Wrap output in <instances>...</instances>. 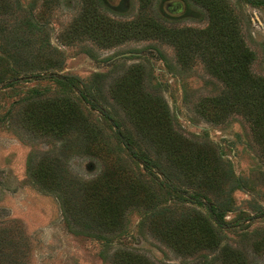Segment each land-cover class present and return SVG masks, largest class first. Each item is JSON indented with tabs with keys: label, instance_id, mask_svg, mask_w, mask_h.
<instances>
[{
	"label": "rangeland",
	"instance_id": "374dc122",
	"mask_svg": "<svg viewBox=\"0 0 264 264\" xmlns=\"http://www.w3.org/2000/svg\"><path fill=\"white\" fill-rule=\"evenodd\" d=\"M7 1L11 9L0 17V33L8 42L0 39V57L8 55L11 60L0 62V73L8 68L23 67V71L0 82V264H219L214 258L223 247L230 254L239 251L246 264H264V150L244 117L230 115L213 122L197 113L199 101L221 97L226 86L205 59L195 56L199 45L198 52L208 51L216 58L217 68L226 69L231 55L243 58L247 49L250 69L264 76V0H149L144 7L140 0H104V7L95 3V8L119 21L121 29L132 23L136 31L112 47L88 35L74 44L63 37L85 0ZM30 11L35 27L23 39ZM155 19L166 27L168 35L149 38L147 32ZM18 38L27 43L16 42ZM43 52L52 54L54 61L62 54V66L41 70L51 61L44 58L17 66L21 57ZM239 64L236 67L241 68ZM133 66L143 72L136 83L162 96L176 129L198 143L213 144L231 167L237 184L242 185L224 198L229 210L224 213V225L218 227L222 243L216 252L202 249L180 254L169 249L149 217L135 207L126 210L121 229L107 238L87 232L79 213L87 203L82 185L101 174L103 162L83 145L86 141L79 139L78 127L84 125L85 116L91 117L89 125L101 122L107 141L112 138L108 137L112 127L115 131L121 128L106 125L101 113L84 98L95 99L108 109L105 101L112 104V83ZM26 69L29 72H24ZM100 75L107 77L98 78ZM63 81H73L74 91ZM61 99L78 104L84 112L72 128H61L57 134L41 130L44 122L35 130L27 126L24 113L31 110V104ZM36 104L33 110L43 115ZM44 120L46 127L50 126ZM47 157L57 167L58 188L33 175ZM154 173L158 180L171 183L157 168ZM186 191L188 196L193 193L189 188ZM209 198L216 202L215 194L210 193ZM169 201L168 215L179 207L194 206L189 202L181 205L176 198ZM208 202L204 200L205 205L198 208L217 225L220 222L206 208ZM65 205L72 208V222L66 218Z\"/></svg>",
	"mask_w": 264,
	"mask_h": 264
},
{
	"label": "trees",
	"instance_id": "16d2710c",
	"mask_svg": "<svg viewBox=\"0 0 264 264\" xmlns=\"http://www.w3.org/2000/svg\"><path fill=\"white\" fill-rule=\"evenodd\" d=\"M147 1L149 0H140L143 7ZM104 2V0L83 1L79 14L63 32L67 43H77L88 35L99 43L112 47L123 43L128 39L127 36L136 32L132 23L129 24V28L121 29L119 21L95 8V3L104 7ZM91 6L94 10L90 9ZM10 9L7 0H0V17ZM28 14L30 18L27 21L23 19L28 28L22 32L25 33L23 39L30 36L31 29L35 27L33 22L35 16L31 11ZM157 21L151 22L153 27L147 32L149 38L168 35L166 27ZM1 27L0 25V29ZM231 29V32H235L234 27ZM0 39L2 42H8L1 33ZM23 39L18 38L16 42L25 45L27 42ZM13 41L15 42L14 39ZM200 48L199 45L195 48V56L205 59L204 62L209 69L211 68L214 74L224 81L226 87L221 97H208L199 101L196 105L197 113L213 122H220L230 115L244 117L250 123L256 141L264 150V76L256 75L250 69L251 53L246 49L244 57L237 55L236 60L231 55L229 67L220 69L217 68L216 58L205 49L198 52ZM61 55H56L54 61L51 59L52 54L43 52L36 57L23 56L16 63L17 66L19 64L26 66L32 65L38 58L51 59L41 70H52L62 66ZM11 57L14 59V54ZM244 58H247V65L243 61ZM6 59L11 60L8 55H3V58L0 57V62L5 63ZM239 63L242 65L241 68L236 67V64L240 65ZM20 68L1 71L0 82L22 74L23 67ZM24 72L29 70L26 69ZM142 73L139 66H133L112 83L109 89L112 104L109 103V99L105 101L109 105L108 109L100 107L95 99L84 98L88 103L90 102L92 109L101 113L106 125H110V128L112 125L118 126L121 129L115 131L112 127V136H108L112 138L107 141L105 130H101L103 128L101 122L89 125L91 117L85 116L84 125L78 127L79 139L83 138L86 141L83 145L89 147L87 150L103 162L101 174L82 185V190L87 194V203H84L86 205L84 212L83 207L79 210L82 214L81 218L85 219V227L90 235L107 238L109 234L121 229L128 208H139L145 218L149 217L155 232L160 237L164 236L165 239L161 241L169 249L180 254H194L202 249L216 252L222 243L218 227L224 225V213L229 210L225 206L224 198L229 192L242 188V185L237 184L231 167L213 144L198 143L176 129L173 116L162 96L136 83L135 79L140 80L143 77ZM35 76L41 77L39 73ZM101 77L107 75L98 76ZM72 82L63 81V84L70 91H74ZM32 94L35 95L36 91ZM35 104H31V110L25 111L24 121L32 130L38 129V126L44 122L45 128L41 130L45 133L53 131L58 134L61 128L70 129L84 114L78 104L68 99L44 100L37 103L43 115L35 113L33 110ZM83 105L88 113L93 114L92 110ZM44 117L47 126L49 124L50 126L46 127ZM140 161L144 163L143 167ZM154 168H157L171 183L158 180ZM33 175L37 178L41 177L46 185L59 187L57 167L48 157L38 164ZM50 188L53 190L52 187ZM187 188L193 192L189 196ZM210 193L215 194V203L209 198ZM172 198H176V202L181 205L189 202L194 206L179 207L171 212L173 216L168 215L166 209H171L169 200ZM204 200L209 201L206 208L220 222L217 225L209 215L198 208L205 205ZM64 208L66 218L70 222L72 208L68 205ZM75 209L78 212V208ZM227 249L223 247L215 256L214 259L218 260L219 264H246L245 257L239 251L230 254ZM138 264L145 263L140 261Z\"/></svg>",
	"mask_w": 264,
	"mask_h": 264
}]
</instances>
